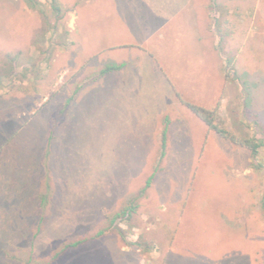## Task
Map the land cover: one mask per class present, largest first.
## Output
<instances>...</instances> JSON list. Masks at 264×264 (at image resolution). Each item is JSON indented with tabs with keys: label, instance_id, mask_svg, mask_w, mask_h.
I'll return each instance as SVG.
<instances>
[{
	"label": "rangeland",
	"instance_id": "374dc122",
	"mask_svg": "<svg viewBox=\"0 0 264 264\" xmlns=\"http://www.w3.org/2000/svg\"><path fill=\"white\" fill-rule=\"evenodd\" d=\"M37 1L0 0V264L46 263L130 200L121 233L50 264H264V146L258 165L189 106L243 132L231 57L264 128V0Z\"/></svg>",
	"mask_w": 264,
	"mask_h": 264
},
{
	"label": "trees",
	"instance_id": "16d2710c",
	"mask_svg": "<svg viewBox=\"0 0 264 264\" xmlns=\"http://www.w3.org/2000/svg\"><path fill=\"white\" fill-rule=\"evenodd\" d=\"M26 4L33 8L38 9V1L37 0H24ZM52 9L54 13L57 15L60 12L59 6L56 4V0H49ZM59 15V14H58ZM221 42L222 38L220 37V40L217 42V49L219 53L222 52L221 48ZM15 59V58H13ZM123 64H107L104 65L100 71L99 74H105L108 72L116 71L121 69ZM223 74L225 79L228 81H236L240 82L238 85L240 86V93L242 98V103H240L241 107V113L236 119V123L234 126L238 128L239 130H243V132L236 133L228 129L225 125L224 119L221 117L219 113V102L216 103L211 108H202L200 106L196 105H190L191 110L195 113V115L205 123L208 131H213L216 134H218L221 138L231 142L234 145L240 146L245 148L252 161H256V163L260 164L259 162V151L260 148L264 146V128L260 125L259 120L257 119V116L253 114L250 116L246 109L245 105V99H246V92L243 85V82L241 81V78L239 74L237 73L234 65H233V59L231 57H225L224 58V65H223ZM0 87H1V81H0ZM168 127H169V119L168 117H164L162 121V128L160 132V153L159 158L163 157L165 155L166 151V142H167V133H168ZM237 131V132H238ZM258 164V165H259ZM153 174H151L148 179L146 180L145 185L140 190V195H142L146 188L148 187L150 180L152 178ZM49 190L48 185L46 186L43 193L39 194V204L41 206H46L48 199H49ZM137 202L134 200H130L127 203H125L119 210H117L115 213H113L110 217H108V224L104 227L99 229L95 234H93L90 237H85L82 239L73 240L70 242H64L62 243L59 250L53 254V256L46 262V263H37V264H50L52 261L57 259L60 255H62L67 250L77 247L80 244L84 243L88 239L100 237L108 232H110L113 229H116L121 233L120 228L117 226L119 222H128L132 215L135 213L137 209ZM263 214H264V204L262 206ZM28 264V263H26Z\"/></svg>",
	"mask_w": 264,
	"mask_h": 264
}]
</instances>
